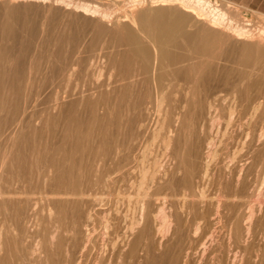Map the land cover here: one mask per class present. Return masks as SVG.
Wrapping results in <instances>:
<instances>
[{"label":"bare ground","instance_id":"1","mask_svg":"<svg viewBox=\"0 0 264 264\" xmlns=\"http://www.w3.org/2000/svg\"><path fill=\"white\" fill-rule=\"evenodd\" d=\"M128 2L130 3V8L127 10L129 12L127 13V11L123 10L125 14L122 15V21H128L129 24H121L119 26L118 21H121V18H115L116 21L114 23L117 27L112 32L114 34L111 35L113 42H111L112 44L110 45V53L108 57L106 51L103 53V55L110 60V66L112 68L104 79L99 80L100 76L102 77L104 74L102 73L103 69L101 72V69L98 68L100 66H98L95 70L92 68V72L90 71L91 74H89L91 78L89 79V83H87V81L86 83L85 81H83V83H77L76 81L75 87L70 88L69 81L78 71L77 66L80 65L79 54H81V52L79 49H83L84 46L81 47L79 45L81 48L77 47L76 51L71 54L70 52L66 54V51L64 52L62 48L61 51H63V53L59 52L58 56H54L57 55L55 53L58 52L56 51L58 49L53 51H56L55 53L49 51L53 53L50 55L47 53V50L45 53H47L48 56L51 57V55H53L56 57V60H54V58L53 60L51 59V61H53L52 63L49 61L50 57L47 56L49 58L47 62L49 61V63L52 64L50 65L52 67L51 72L49 74L45 72L47 75L45 74L43 76L47 77H42V80L39 81L34 96H31L32 98H30V93H28L30 99L27 97L28 99L25 100L21 108L20 105L16 103V99L14 101L16 104L14 106V111L20 109L19 122L21 127L31 128L34 131L31 118L35 117L37 120L36 117L40 116V114L35 113L34 109L38 104H40V106L43 104L39 103V100L41 99V95L47 93L45 98H43L45 100V107L42 111L47 113V118L49 119L52 117L50 113L53 110L63 109L65 125H62L63 127L61 126L62 131L61 134L59 133L60 139L58 138L60 142L54 143L52 149L46 150V145L44 148H30L33 149L32 151L35 150L36 152L34 166L37 168L38 179L31 177V169L27 170V153L21 151V153H14L13 157L17 164V172L24 175L26 174V176L29 172V177L28 180L26 177V182L28 186L27 191L30 190L31 192L29 191V194H25L24 201L18 198L21 191L18 192L17 189V191L13 192V190H10L9 185L5 187L0 185V205H2L4 209L10 211V215L8 216L15 221V226L18 225L17 228L20 232L19 235L15 234L6 237L4 235V239L0 237V249L6 247V254H8V256L0 255V264H13V260H9L10 255L11 257L13 255L17 257L19 260L17 262H20L19 264H28L31 261V257L36 254L38 258L40 257V264H188L189 261H191L190 256L192 254L189 256L190 260L188 259V263L184 257L188 256L187 254L190 252L188 250L194 245L197 250H200L202 256H206V264H264V73H261V71L264 72V28L261 29L260 26V30L257 29L258 32L255 33L251 28L247 27L248 25L243 24L245 22L242 23L240 19L237 18L238 16L228 14L227 7L231 6L229 1L225 4L219 3V0H128ZM88 3L78 2L75 7H78L83 14L98 17L100 21L107 22L111 20L109 11H105L106 8H104L105 10H100L97 8V4L93 6L90 4V6ZM98 6L100 5L98 4ZM118 8L117 6V9ZM32 9L34 8L32 7ZM14 10H16V8H10L7 9L5 13L8 14L10 11L12 14L11 11ZM71 12L72 11H70V14H73ZM11 14L0 24V102L3 98L1 96L2 89L5 88L8 83L11 84L12 82L11 85L18 91L20 87H18V84L24 77V68L20 66L22 64L20 61L23 59L21 57L22 54L20 56V52L18 51L19 59H21L20 61L16 59V62L15 58H17V55L14 58L11 54V47L4 44V42L7 41L6 39L10 40V37H12L11 34L14 35V37L16 36L9 23ZM260 16L262 17V15ZM94 19L95 18H93V20ZM242 21L244 20L242 19ZM101 33V30L97 32L96 37ZM116 33L120 34V37L119 35L116 36ZM62 38L64 39L65 37ZM4 39L5 41L2 43ZM14 39L16 40V38ZM58 41H62V39H57L58 47L56 48H59L61 45L58 44L60 43ZM247 41L250 43H247ZM89 42L92 43L91 41ZM105 42L103 41V44L100 46V51L105 49ZM81 44L83 45V43ZM116 44L124 46L122 51L119 50L120 52L116 53L118 57L111 55ZM86 46L90 45L86 44ZM68 47L69 46H67V48ZM110 47L108 48L110 49ZM40 52L43 56L38 54L37 58L39 56H46L45 53L43 54L44 49L43 52L42 49ZM104 61L106 62V60ZM90 62L92 63V60H90ZM96 62L93 64L95 67ZM91 63L88 64L91 65ZM90 65L85 67L87 68L85 75L82 74L84 78L88 77L87 74L89 72V67H91ZM103 68H105L104 64ZM81 69L82 67L80 70ZM37 71L38 68L36 73ZM56 78H59L61 81L65 80V83L62 86H60V83L54 84V79ZM111 86H113V88L109 90ZM20 88H22V86ZM31 88L33 87H30L29 91ZM97 91L99 92V96L94 97L93 94ZM4 92L5 91H3V94ZM75 94L80 95V99L68 101L69 103L65 105L61 103L63 99L65 102V98L67 99L69 96ZM72 99H74V97H72ZM99 103H102L104 106L103 114H98L96 112V106ZM98 107L100 108V105ZM80 108L85 109L88 113L86 118L80 115ZM0 111L2 110L0 109ZM87 113L84 112L86 115ZM62 114L63 112H61V116ZM224 114L227 117V119L224 118L226 127L233 124L232 121L236 117L244 119V121H242L246 126L245 136L246 139L249 140L250 146L248 149H246V146H242L247 150L244 149L246 155L242 154L243 157H241L243 159L245 158V162L243 161L245 165H241L240 162V165H237L238 170H235L237 167L232 169L228 165V173L226 172L227 176L224 177L222 174L221 176L217 175V177H220V180H216L218 181V183L216 182V190H213L215 192H212L214 194H210L212 197L209 198L207 195V191H209L207 190V188L209 189L207 186H209V184L204 188L207 190L205 192L202 188L204 185L201 186V184V188L196 185L199 183L197 181H199L200 178H197L198 180L195 181V186L192 183L196 168L199 167L195 168L198 137L195 135L197 131L194 133V124L196 127V123H199L202 127L205 118L211 116L210 126H212L215 125L216 122L218 123V120ZM124 115L127 116L125 122H123ZM55 118H57V116ZM12 119H14L13 116ZM209 119L208 124L210 123ZM47 123H49V121H47ZM3 125L4 124L0 122V135L2 134L1 128ZM122 125H126L128 129L120 130L122 129ZM216 126L217 124L215 127ZM220 126H222V124ZM238 127H236L237 131ZM22 128L19 131L21 138L23 137L27 140L26 134L22 136ZM163 128H165L166 134H163L164 136L160 140L162 146L164 145L166 148L165 150L168 151L167 148L171 142L175 143V145L172 146L173 149L171 152H167L173 162L174 160L176 161L175 169L173 171L171 170L169 174L167 170L163 173L160 171L162 174H157L160 170L159 168L162 166L163 169L165 165H161L163 161L159 163V159L161 156V158H163L164 153L159 155V158L155 156L157 155L155 153V158H153V160L149 159L150 156L149 158L147 157L146 159L149 160V163L151 161V163L148 165L145 160L143 162L148 166H145L142 160H140L142 164L140 169L139 167L137 168L140 171V176H138L139 180L137 182L135 180L136 184L132 183L130 186L133 189L135 188L136 191V195L132 194L134 195L132 198L135 197L134 200L130 199L128 195L129 205L132 206L131 209L133 210H130L131 215L129 219L127 218V220L123 213L122 215L124 217L120 218L117 211L114 216H112V214L108 215L110 214L109 211L107 212L109 208L106 212L105 210L102 212L99 229H97L93 224L91 212L94 206L96 210V205L102 203L103 197L98 195V192V194L95 193L100 197L94 198L90 204L87 199L89 190L91 187L95 188V186L100 184V187L103 189L105 187L108 188L107 185L110 182L113 184V182L127 179L126 176L131 172L129 169H126L131 161L129 157L132 153L131 149H133L131 140L137 137L136 135H139L138 133H144L145 135V133L149 132L148 130L151 129L150 138L144 142L146 143L145 145L151 146L157 141L156 139L160 136ZM203 129L202 127V130ZM217 130L218 129L215 131ZM209 131L210 130L207 132ZM227 131L230 132L228 129ZM171 132L172 134L175 132L173 136L172 134L170 135ZM12 133L11 131V136ZM225 133L222 134L225 135ZM214 135L213 133L210 137L216 139ZM194 136L195 138L192 140ZM238 137L239 135L236 134V139H238ZM0 138L3 140L10 139L8 134L1 135ZM219 139L221 140L223 138ZM224 141L226 142L225 139ZM242 141L243 140H241V142ZM215 142L213 144L217 145ZM220 142L221 144L219 145L223 148L222 140ZM34 143L36 142L34 141ZM205 143L206 142L203 144ZM212 146L213 145H211V147ZM217 147L215 148L217 149ZM234 147L235 145L233 148ZM162 148L163 147H160V149ZM153 150L151 153H154ZM232 150L234 151V149ZM149 151L148 153H146L147 151H141L142 157L145 153L150 154ZM219 151H217V153ZM237 151L239 154L236 155H240L241 152H239V150H236V152ZM161 152L159 154H161ZM202 152L204 151L202 150ZM167 153H165V155H167ZM217 153L210 155L209 152H207L206 157L208 158L211 156L213 163V159L216 157L213 158L212 155L218 156ZM235 153H229L228 155H230V157L227 155L230 158H228L229 161L234 160L233 158L236 156ZM140 156L141 155H139V158L141 159ZM205 159L203 158V162L207 164L208 161ZM224 159L225 158L222 160L223 163L225 162ZM237 159L235 160L238 161ZM220 160L221 159L218 161ZM14 161L12 158L11 165L8 164L7 167L15 165V163H12ZM4 162L5 160L0 165V173L2 169L6 168L7 161L5 164ZM206 164L205 167L207 168ZM234 164H236V162L232 163V165ZM232 165L230 163V166ZM133 166L135 171L136 165ZM170 166L171 165H169V167ZM13 167L14 166H12V168ZM206 168L204 169L203 167L204 170H206ZM175 171L181 172V178L179 180V187H181V190L178 194L175 193L178 191L177 187H173V182L176 181L173 179V173ZM198 171L195 174H197ZM202 173L204 174V171ZM167 174L169 176L166 177L165 180L164 177ZM216 174H219V171ZM177 175H179V172ZM157 176L159 179L156 182L155 179ZM130 179L131 178L128 179V182ZM195 179L196 178H194V180ZM208 179L207 177L206 180ZM13 180L16 181V179ZM1 182L3 183L4 181ZM132 182H134V180H132ZM214 186H216V184H214ZM123 188H125V184ZM165 188L167 190L170 188L172 189L171 191L173 193H171V195L174 196L169 195L173 199L176 195L178 198L179 196L182 197L181 206L177 200L179 204L178 207L181 208V210L179 208L181 211L180 214H178L177 210H175V213L172 212L174 210H171L173 216L169 215V212V214L165 212L163 205L168 195L167 192H163ZM173 188H175V192ZM133 189L132 191H134ZM213 189L215 188L213 187ZM23 192L24 191H22V193ZM113 192L114 191H112V193ZM159 194H163L161 197L164 199L160 204L158 202V199L161 198H159ZM85 197L86 202L84 201ZM170 197H168V199ZM188 198H194V201L191 199L190 202H188ZM175 199H177V197H175ZM22 201H24V207L20 204ZM84 204L86 206V211L84 215H80L81 208ZM38 205H40L39 212L35 210L36 207L38 209ZM85 206L83 208H85ZM166 207L168 206H166L165 203V209ZM4 209L3 213H6ZM27 209L31 211L28 216H26ZM45 210L47 211V218L41 216ZM255 213H261L259 214L260 217L255 218ZM170 216L173 217L174 221L170 219ZM9 217L8 219H10ZM4 220L2 222H4ZM121 221L123 223H121ZM180 222L183 227L189 222L193 226V230H187V232L183 230L181 233L183 228H180ZM10 223L11 228H13V222ZM49 224L53 225L51 232L48 230ZM171 224L172 228H170ZM35 226V243H31L30 241L32 245H28L25 242L26 238H28L27 236H29L30 239L34 237L27 233V229L29 227L33 229ZM169 228L173 230V233ZM13 229L14 233H18V230L15 228ZM166 233H172V237L168 238L170 240L173 239V242H170L169 239L167 243L166 241L164 243L162 242ZM261 241H263V243H261ZM192 244L193 246H191ZM182 251L184 252V257L180 259ZM192 251L195 253L194 250ZM201 254L197 259L201 257ZM36 259L37 258L34 260ZM37 262L35 263L37 264ZM32 263L34 264V262H31V264Z\"/></svg>","mask_w":264,"mask_h":264},{"label":"rangeland","instance_id":"2","mask_svg":"<svg viewBox=\"0 0 264 264\" xmlns=\"http://www.w3.org/2000/svg\"><path fill=\"white\" fill-rule=\"evenodd\" d=\"M22 1V2H21ZM71 1H73V2H71ZM90 1V2H89ZM227 1H229V0H219V3H221V4H225ZM49 2V3H48ZM64 2V3H63ZM88 3L89 5L91 4L92 6L93 5H96L97 4V8H99L100 10H105L104 8H106V10L105 11H109V17H110V19L112 20H110V21H100V19L98 18V17H92L91 15H89V14H83L82 13V11L81 10H79V8L78 7H75V5H76V3ZM93 2V3H92ZM96 2V3H95ZM117 2V3H116ZM127 2V3H126ZM230 2V4H231V6H229V7H227L228 9H227V11H228V14H231V15H234V16H238L237 18L238 19H240V21L243 23V22H245V23H243V24H245V25H248L247 27H249V28H251L252 30H253V32H258V30H260V26H261V29L262 28H264V12H260V11H258V10H255V9H252V8H249V7H246V6H242V5H239V4H236V3H234V2H231V1H229ZM35 3V4H34ZM66 3H68V4H66ZM73 3H74V5H73ZM114 3V4H113ZM50 4V5H49ZM58 4V5H57ZM64 4H65V6H64ZM98 4L100 5V6H98ZM117 4V5H116ZM126 4V5H125ZM130 3L128 2V0H67V1H65V0H61V1H59V0H18V1H16V0H0V24H2L4 21H5V19L6 18H8L7 16L8 15H10L11 13H10V11H9V13L8 14H6L5 12L7 11V9H10V8H16V10H14V11H11L12 12V14H11V18H9V20H10V25L12 26V29H13V31H14V33H15V35L17 36H15L14 37V35H12L11 34V36L12 37H10V40H8V39H6L7 41H5V39L2 41V43L4 42V44L5 45H9L11 48H12V46H13V48L11 49L10 48V50H11V54H12V56L15 58L16 57V55H17V58H15V60L16 59H19V54H18V51L20 52V56H21V54H22V58L23 59H21V61H20V59L18 60V61H20L22 64L20 65V63H19V65L20 66H22V68H24V77L22 78V80H20V82H19V84H18V87L20 86H22V88H20L19 87V90L17 91V90H15L14 88H13V85H11L12 84V82H11V84H9L8 83V85L7 86H5V88H3L2 89V92H1V96L3 97L2 99H1V102H0V109L2 110V111H0V118L2 119H0V122H2L4 125H3V127L1 128V131H2V134L1 135H4V134H8L9 135V137H10V139L9 140H3L2 138H0V165H1V163L5 160V162L7 161V164H6V168H4V169H2V171H1V173H0V182L1 181H4L2 184L0 183V185L1 186H8L9 185V188H10V190H13V192L14 191H17V189H18V192H20L21 191V194L18 196V198H20V199H22V200H24L25 201V194L26 193H30L31 191L30 190H28L27 191V182H26V177H27V180H28V177H29V172H28V174H27V176H26V174L24 175V174H20L19 172H17V164H16V161H14V153H17V152H19V153H21V152H26L27 153V167H28V169L27 170H30V171H32L31 172V177H33L34 179H36L37 178V168L34 166V162H35V157H36V152H35V150L34 151H32L33 149H30V148H33V147H38V148H44V147H46V150H50V149H52V145L55 143L56 144V142L58 143V142H60V134H61V131H62V127L65 125V118H64V111H63V109H61V110H59V109H55V110H53L50 114L52 115V117L51 116H49V117H51V118H47V113H45L44 111H42V110H44V107H45V100L43 99V98H45V96L47 95V93H44L43 95H41V99L39 100V103H43L41 106H40V104H38L37 105V107H35V109H34V111H35V113L36 114H40V116H37L36 118H37V120L35 119V117H32L31 118V121H32V125H33V129H34V131L31 129V128H22L21 127V125H20V122H19V119H20V109L19 110H17V111H14V106L16 105L15 103H14V101H15V99H16V103L18 104V105H20V108H21V106L23 105V103L25 102V100H27L28 98H29V96H28V93H30L29 95H30V98H32L31 96H34V94H35V90L37 89V85H38V83H39V81L40 80H42V77H44L43 75H45L47 72V74H49L50 72H51V70H52V67L50 66V65H52V64H50L49 63V61L50 62H52L53 63V61H51V59L53 60V58H54V60H56L55 58L56 57H54V56H58V53L59 52H61V53H63V51H61V49L63 48V50H64V52L66 53V54H69V52H70V54L71 53H74V51H76V49H77V47L78 48H81L82 46H84V48L82 49H79L80 50V52H81V54H79V56L81 57H79V60H80V62H79V64L80 65H78L77 66V72L73 75V77H71V80L68 82L69 83V87L70 88H73V87H75V84H76V81H77V83L78 82H81V83H83V81H85V83H86V81H87V83H89V79L91 78L90 77V71L92 72V68L95 70L98 66H100V67H98V68H100L101 69V72H102V69H103V74H104V76L102 75V77L100 76V79L99 80H102V79H104L105 77H106V75L109 73V71L112 69L111 68V64H110V60L109 59H107V57H108V55H109V53H110V50H111V47H110V45L112 44L111 42H113V38L111 37V35H113L114 33H112L113 31H114V29L117 27L116 26V24L114 23L115 21H116V19L115 18H117V19H120L121 21H122V19H123V17H122V15L123 14H125V11H127V10H129V8H130V5H129ZM57 5V6H56ZM68 5V6H67ZM90 5V6H91ZM114 5V6H113ZM116 5V6H115ZM123 5H125V6H123ZM67 6V7H66ZM109 6V7H108ZM117 6L119 7L118 9H117ZM121 6V7H120ZM241 6V7H240ZM32 7L35 9V11H34V9H32ZM108 7V8H107ZM115 7V8H114ZM75 8V9H74ZM110 8H114V9H110ZM77 9V10H76ZM109 9V10H108ZM116 9V10H115ZM20 10V11H19ZM27 10H28V12H27ZM67 10V11H66ZM114 10V11H113ZM123 10H125V11H123ZM70 11H72L71 13H73V14H70ZM81 11V12H80ZM112 11V12H111ZM117 11V12H116ZM79 12H80V14H79ZM123 12V13H122ZM129 11H127V13H128ZM236 12V13H235ZM28 13V14H27ZM66 13V14H65ZM111 13V14H110ZM33 14V15H32ZM65 14V15H64ZM82 14V15H81ZM238 14V15H237ZM240 14V15H239ZM259 14V15H258ZM28 15V16H27ZM32 15V16H31ZM49 15V16H48ZM62 15V16H61ZM65 17H64V16ZM69 15H71V16H69ZM80 15V16H79ZM117 15V16H116ZM258 15V16H257ZM260 15H262V17L260 16ZM112 16V17H111ZM121 16V17H120ZM29 17V18H28ZM30 17H32V18H30ZM36 17V18H35ZM70 18V19H69ZM86 18V19H85ZM93 18H95L94 20H93ZM17 19V20H16ZM38 19V20H37ZM69 19V20H68ZM113 19H115V20H113ZM242 19L244 20V21H242ZM80 20V21H79ZM37 21H38V23H37ZM68 21V22H67ZM118 21L119 23H118V25L120 26L121 24H129V22L128 21ZM249 21V22H248ZM30 22V23H29ZM50 22V23H49ZM98 22V23H97ZM111 22V23H110ZM259 22V23H258ZM47 23V24H46ZM49 23V24H48ZM67 23V24H66ZM97 23V24H96ZM247 23V24H246ZM257 23V24H256ZM19 24V25H18ZM34 24V25H33ZM28 25V26H27ZM49 25V26H48ZM78 25V26H77ZM108 25V26H107ZM256 25V26H255ZM263 25V26H262ZM254 26H255V28H254ZM31 27H32V29H31ZM89 27H90V29H89ZM257 27V28H256ZM259 27V28H258ZM88 28V29H87ZM132 28V27H131ZM43 29V30H42ZM133 29V28H132ZM258 29V30H257ZM18 30V31H17ZM100 30L102 31V33L100 34V35H98V37H96V35H97V32H100ZM133 30H135V29H133ZM257 30V31H256ZM33 31V32H32ZM44 31V32H43ZM27 32V33H26ZM32 32V33H31ZM117 34V33H116ZM28 35V36H27ZM119 35V37H120V34H117L116 36H118ZM25 36V37H24ZM31 36V37H30ZM65 37L64 39L62 38V37ZM26 37H27V39H26ZM11 38H13V39H11ZM14 38H16V40L14 39ZM23 38V39H22ZM42 38V39H41ZM18 39H19V41H18ZM34 39V40H33ZM57 39L58 40H61L62 39V41H58V42H60V43H58L59 45H60V47L59 48H56V47H58L57 46ZM13 40V41H12ZM24 40V41H23ZM31 40H33V41H31ZM39 41V42H38ZM44 43H43V42ZM56 41V42H55ZM89 41H91L92 43H90ZM103 41L105 42L104 43V47H105V49H103V50H101L100 51V46L103 44ZM31 42V43H30ZM54 42H55V45H54ZM110 42V43H109ZM17 43V44H16ZM40 43H41V45H40ZM81 43H83V45L81 44ZM85 43V44H84ZM247 43H250L249 41H247ZM44 44V45H43ZM72 44V45H71ZM86 44H88V45H90V46H86ZM17 45V46H16ZM81 47H80V46ZM17 48H16V47ZM67 46H69L68 48H67ZM26 47V48H25ZM108 47H110V49L108 48ZM16 48V49H15ZM68 50H67V49ZM73 48V49H72ZM42 49V52H43V49H44V52H43V54L45 53V51H47V53H49V55L50 54H53V53H55L56 51H58V52H56L55 54H57V55H51V57L50 56H48V54L47 53H45L46 54V60H45V57H40V56H43L42 54H41V52H40V50ZM53 49V50H52ZM56 49H58V50H56ZM99 49V50H98ZM109 49V50H108ZM124 49V46H121V45H118V44H116V46H115V48H114V51H113V53L111 54V55H113V56H117L118 57V55L116 54L117 52H120V51H122ZM39 50V51H38ZM54 50H56L55 52H53ZM83 50V51H82ZM120 50V51H119ZM16 51H17V53H16ZM49 51H51V52H53V53H50ZM100 51V52H99ZM106 51V55H107V57L106 56H104L103 55V53ZM23 52V53H22ZM79 52V53H80ZM99 52V53H98ZM34 53H35V55H34ZM84 53V54H83ZM38 54L40 55L38 58H37V56H38ZM15 55V56H14ZM50 57V60H49V58L48 57ZM91 59H90V58ZM95 57V58H94ZM104 57V58H103ZM26 58V59H25ZM31 58V59H30ZM34 58V59H33ZM84 58H85V60H84ZM99 58V59H98ZM42 59H44V60H42ZM47 59L49 60L48 62H47ZM40 60V61H39ZM90 60H92V63L90 62ZM104 60H106V62L104 61ZM83 61V62H82ZM96 61H98V62H96ZM16 62H17V60H16ZM55 62V61H54ZM94 62H96L95 63V65H96V67L93 65L94 64ZM102 62V63H101ZM104 62V63H103ZM48 63V64H47ZM88 63H91V65L90 64H88ZM56 64V63H55ZM99 64V65H98ZM102 64V65H101ZM103 64L105 65V68H106V70H105V68H103ZM37 65V66H36ZM54 65V64H53ZM82 65V66H81ZM88 65H90L91 67H89V72H88V77H86V78H84V76L83 75H85V71H86V69L87 68H85V67H88ZM80 66V67H79ZM43 67V68H42ZM82 67V69L80 70V68ZM28 68H30V69H28ZM36 68V69H35ZM37 68H38V71H37V73H36V70H37ZM49 68V69H48ZM26 69H27V71H26ZM47 69H48V71H47ZM108 69V70H107ZM46 70V71H45ZM50 70V71H49ZM87 70V71H88ZM113 71H115V70H113ZM46 72V73H45ZM90 73V74H89ZM261 73H264L263 71H261ZM32 74V75H31ZM46 74V75H47ZM83 74V75H82ZM36 75H37V77H36ZM79 75V76H78ZM29 76H30V78H29ZM45 77H47V76H45ZM44 77V78H45ZM29 79V80H28ZM76 79H78V80H76ZM83 79H85V80H83ZM27 80H28V82H27ZM34 81V82H33ZM26 82V83H25ZM22 83V84H21ZM60 83V86H62L64 83H65V80H60L59 78H56V79H54V84H59ZM33 84V85H32ZM25 85V86H24ZM32 85V86H31ZM30 87H33V88H31V90L30 91H32V92H30L29 91V88ZM113 88V86H111L110 88H109V90L110 89H112ZM21 89V90H20ZM33 89V90H32ZM3 91H5L4 92V94H3ZM14 91V92H13ZM15 91H17V92H15ZM23 93V94H22ZM17 94V95H16ZM94 97H97V96H99V92L97 91V92H95L94 94ZM28 97V98H27ZM72 97H74V99H72ZM29 98V99H30ZM78 99H80V95H77V94H75V95H71V96H69L67 99L65 98V102H64V99L62 100V104L63 105H65V104H68L70 101H72V100H78ZM69 101V102H68ZM3 103V104H2ZM12 103V104H11ZM11 104V105H10ZM102 103H99L97 106H96V112L98 113V114H103V111H104V109H103V104L101 105ZM100 105V108L98 107ZM11 106V107H10ZM39 106H40V108H39ZM100 109H98V108ZM59 111V112H58ZM79 111H80V115L82 116V117H87L88 116V113L86 112V110L85 109H83V108H80L79 109ZM82 111V112H81ZM61 112H63V114H62V116H61ZM84 112L85 113H87V115L86 114H84ZM13 113V114H12ZM7 115H8V118H7ZM42 115H43V117H42ZM85 115V116H84ZM12 116L14 117V119H12ZM18 116V117H17ZM57 116V118H55ZM6 117V118H5ZM40 117H42V118H40ZM60 117H61V119H60ZM210 118V119H209ZM224 118H226L227 119V117L225 116V114L224 115H222V117L218 120L219 122L217 123H215V125L217 124V126L215 127V125H212V126H210V124H211V116H209V117H207V118H205V120H204V125L202 126L204 129L202 130V127L200 126V124L199 123H196V127H195V124H194V128H195V131H194V133L197 131V134L195 133V135L198 137V143H197V145H196V155H195V168L196 167H198V168H196V171H195V173L198 171V170H200V171H198V173L197 174H195L194 173V175H195V177L194 178H196L195 180H194V178H193V180H192V183H193V185L195 186V181H197L199 178V181H197V182H199V183H197L196 185H198L199 186V188H201V186H203L202 188L204 189V188H206V186L209 184V186H207V187H209V189L207 188V190H209V191H207L206 189H204L205 190V192L207 191V195H208V197L210 198V197H212L211 195H213L214 193H212V192H215V191H213V190H216V187H217V183H218V181L220 180V177H217V175H220L221 176V174H222V176H227L226 175V172L228 173V165H229V167H231L232 169H235V167H237L235 170H238V166L240 165V162H241V165H243L244 163H243V161L245 162V158L243 159V158H241V157H243V155H246V149H248V147L250 146L249 144V140H247L246 139V136H245V133H246V126L244 125V123H243V121H244V119H242V118H238V117H236V118H234L233 119V124H230L231 125V127H230V125L228 126V127H226V125H225V122H224ZM7 119V120H6ZM36 121H35V120ZM48 119V120H47ZM60 119V120H59ZM126 119H127V116H123V122H125L126 121ZM160 119H162V118H160ZM208 119H209V121H210V123L208 124ZM225 119V120H226ZM236 119V120H235ZM237 119H238V121H239V119H240V121L238 122L237 121ZM5 120H6V122H5ZM34 120V121H33ZM58 120V121H57ZM243 120V121H242ZM47 121H49V123H47ZM63 121H64V123H63ZM222 121V122H221ZM236 122V124H235V122ZM242 121V122H241ZM12 122H13V124H12ZM36 122V123H35ZM46 122V123H45ZM54 123H55V125H54ZM60 123V124H59ZM238 123V124H237ZM240 123H243V124H240ZM222 124V126H220ZM223 124H224V126H223ZM63 125V126H62ZM62 126V127H61ZM126 125H122L121 127H122V129H120V130H126V129H128L127 128V126L125 127ZM208 126H209V128H208ZM219 126V127H218ZM242 129H240L239 127ZM11 127V128H10ZM35 127H37V128H35ZM48 127H49V129H48ZM212 127V128H211ZM222 127H223V129H222ZM236 127H238V131L236 130L237 128ZM20 128V129H19ZM21 128H22V131L21 132H23V135L22 136H24L25 134L27 135V140H25L23 137V139L21 138V134H20V130H21ZM225 128V129H224ZM19 129V130H18ZM57 131H56V130ZM165 128H163V130L161 131V133H160V136L156 139L157 141H158V139H159V141L157 142L156 140V142L155 143H153V145H145L146 143H144V142H146V140H148V138H150V136H151V133H150V131H151V129L150 130H148L149 132H146L145 133V135H144V133H138L139 135H136L137 137H134L132 140H131V143L133 144V149H131V151H132V153H131V155L129 156L130 157V159H131V161L129 162V166L127 165V167H126V169H129L131 172L129 173V175H130V177H129V175L128 176H126V178L127 179H125L124 181H117V182H113V184L110 182V183H108V188H102V187H100V185H97V186H95V188L93 187H91V189L89 190V193H88V200H89V202H90V204L92 203V201H93V199L94 198H96V197H100V196H98V195H101V197H103L102 198V203H100L99 205H96V210L94 209L95 208V206L93 207V209H92V212H91V214H92V221H93V224H94V226L95 227H97V229H99V225H100V216H101V214H102V212H104V210H105V212H106V210L107 209H109V210H107V212L109 211V213L110 214H108V215H111L112 214V216H114V214H115V212L117 211V214H118V216H120V218H122V217H124L123 215H125L126 216V219L128 218L129 219V217H130V215H131V212H130V210L131 211H133L132 209H131V205H129V196H130V199H132V200H134V198H132L134 195H136V191H135V188L133 189L132 187H130L131 186V184L132 183H134V184H136V182L139 180V177L138 176H140V171H139V169H140V166H141V164L142 163H144L143 161L145 160V162L146 163H148V165L151 163V161H150V163H149V160L148 159H146L147 157L149 158V156H150V160H153V158H155L154 157V155H155V153L157 154V155H155L157 158H159L160 156L159 155H162V153H164L163 155V158H161L160 157V159H159V163L161 162V161H163V162H161V165H164V167H163V169H162V166L159 168L160 170L157 172V174L159 173V174H162L163 172H166V170H167V173L169 174V172L172 170H174L175 169V164H176V161L174 160V162H173V160H172V158L170 157V156H168V153L169 152H171V150L173 149L172 148V146L173 145H175V143H173V142H171L170 143V145L168 146V151L167 150H165L166 148L164 147V145L162 146V142H161V138L166 134V132H165V130H164ZM198 129V130H197ZM199 129H201V130H199ZM216 129H218L217 131H215ZM227 129L230 131V132H228L227 131ZM239 129H240V131H239ZM17 130H18V132H17ZM118 130H119V128H118ZM208 130H212L211 132L209 131V132H207ZM220 130H222V131H220ZM225 130H226V133H228V134H226L225 133ZM236 130V131H235ZM13 132L12 133V136L10 135V132ZM214 131V132H213ZM243 133H242V132ZM17 132V133H16ZM55 132V133H54ZM202 132V133H201ZM236 132V133H235ZM238 132V133H237ZM48 133V134H47ZM60 133V134H59ZM174 133L175 132H173V134H172V132L170 133V135L172 134V136L174 135ZM187 133V132H186ZM201 133V134H200ZM213 133L215 134L214 135V137L216 138V139H214L213 137H210V135H213ZM217 133V134H216ZM225 133V135H226V137H225V135H223V134ZM233 133H234V135H233ZM240 133H241V135H240ZM20 134V135H19ZM35 134V135H34ZM164 134V135H163ZM185 134V133H184ZM222 134V135H221ZM236 134L237 135H239V137H238V139H236ZM244 135V139H245V141H244V139H243V135ZM1 135H0V137H1ZM140 135H141V137H140ZM200 135H201V137H200ZM35 137V138H34ZM140 137V138H139ZM231 137V138H230ZM233 137H235V138H233ZM59 138V139H58ZM194 138H195V136L194 137H192V140H194ZM212 138V139H211ZM219 138H223V139H221L222 140V147L223 148H221V145H219V144H221V140L219 139ZM227 138V139H226ZM230 138V139H229ZM33 139H34V141L36 142V143H34V141H33ZM59 140V141H57V140ZM137 139V140H136ZM143 139V140H142ZM213 139H214V141H213ZM217 139H219V140H217ZM224 139L226 140V142L224 141ZM240 139V140H239ZM212 141V144H211V141ZM215 140H216V142H215ZM235 140V141H234ZM238 140H239V142H238ZM241 140H243L242 142H241ZM28 141V142H27ZM203 141V142H202ZM218 141H219V143H218ZM248 143H247V142ZM135 142V143H134ZM142 142H143V146H142ZM204 142H206L205 144H207V145H205V144H203ZM209 142H210V144H209ZM216 143L217 145H218V147H217V145H215V144H213V143ZM233 142V143H232ZM247 144H246V143ZM201 143H202V145H201ZM226 145H225V144ZM230 143V144H229ZM238 145H237V144ZM240 143H242V144H240ZM223 144H224V146H223ZM230 146H229V145ZM244 144H246V145H244ZM46 145V146H45ZM136 145V146H135ZM159 145V146H158ZM201 145V146H200ZM211 145H213L212 147H211ZM235 145V147L233 148V146ZM239 145H240V147H239ZM145 146V147H144ZM198 146V147H197ZM207 146V147H206ZM227 146H228V148H227ZM242 146H246V149H245V147H242ZM13 147V148H12ZM146 147H147V149H146ZM149 147H150V151H149ZM160 147H163L162 149H160ZM215 147H217V149L215 148ZM239 147V148H238ZM242 147V148H241ZM18 148H19V151H18ZM29 148V149H28ZM37 148V149H38ZM142 148H144V149H142ZM157 148H159V149H157ZM221 148V149H220ZM227 150H226V149ZM234 149V151L236 152V150H239V152H241L240 153V155H236V154H239L238 153V151L235 153L232 149ZM236 148V149H235ZM242 150H241V149ZM36 149V150H37ZM153 149H156V150H153ZM170 149V150H169ZM204 149H206V150H204ZM214 149H215V152H214ZM219 149H220V151H219ZM232 150V152H231V150ZM246 151H245V150ZM11 150H12V152H11ZM15 150V151H14ZM139 152H138V151ZM152 150H153V152L154 153H151L152 152ZM200 150V151H199ZM202 150L204 151V152H202ZM212 150H213V152H212ZM219 151L218 153H217V151ZM224 150V151H223ZM241 150V151H240ZM21 151V152H20ZM134 151V152H133ZM141 151H144V152H146V153H148V151L150 152V154H144V156L142 157V152ZM162 151V152H161ZM164 151V152H163ZM166 151V152H165ZM206 151V152H205ZM230 154H232V153H235V157L233 158L234 160L235 159H237V158H241V159H237L238 161H234V160H230L229 161V157H230V155H228L229 153ZM245 151V152H244ZM141 152V153H140ZM161 152V154H159ZM168 152V153H167ZM198 152H200V153H198ZM207 152H209V154L211 155V154H218V156L216 155V156H213L212 155V157L213 158H215V159H213V163H212V160H211V156L210 157H206V155H207ZM165 153H167V155H165ZM221 153H222V155H221ZM9 154V155H8ZM42 154V153H41ZM133 154H134V156H133ZM199 154V155H198ZM203 154V155H202ZM243 154V155H242ZM9 157H8V156ZM139 155H141L140 157H141V159L139 158ZM146 155V156H145ZM148 155V156H147ZM152 155V156H151ZM223 155H226V156H223ZM229 157H228V156ZM32 156V157H31ZM159 156V157H158ZM201 156V157H200ZM8 157V158H7ZM134 157V158H133ZM205 157H206V159H205ZM221 157V158H220ZM227 157V158H226ZM237 157V158H236ZM245 157V156H244ZM3 158V159H2ZM12 158H13V161L14 162H12V163H15V165H12V166H14L13 168H12V166H10V167H7V165L9 164V165H11V161H12ZM32 158V159H31ZM144 158V159H143ZM171 158V159H170ZM198 158H199V160H198ZM203 158L206 160V161H208V163L206 164V162L204 163L203 162ZM210 158V159H209ZM223 158H225L224 159V161L226 162H222V160H223ZM229 158V159H228ZM139 159V160H138ZM165 159V160H164ZM168 159V160H167ZM200 159H201V161H200ZM219 159H221L220 161H218ZM139 162H138V161ZM140 160H142V163H140ZM147 160H148V162H147ZM167 160V161H166ZM170 160H171V162H170ZM204 160V161H205ZM30 161H31V163H30ZM169 161V162H168ZM215 161H217V162H215ZM236 162V164H234V165H232V163H234V162ZM5 162H4V164H5ZM165 162V163H164ZM210 162V163H209ZM222 164H221V163ZM146 163H144V165L145 166H148V165H146ZM170 163V164H169ZM200 163V164H199ZM228 163V164H227ZM230 163H231V165L232 166H230ZM239 163V164H238ZM32 164V165H31ZM171 165L170 167H169V165ZM196 164H197V166H196ZM205 164H206V166H207V168L209 169H207L206 167H205ZM214 164V165H213ZM218 164V165H217ZM225 166H224V165ZM31 165V166H30ZM133 165H136L135 166V171H134V166ZM168 165V166H167ZM238 165V166H237ZM245 165V164H244ZM173 166V167H172ZM218 166V167H217ZM1 167V166H0ZM4 167H5V165H4ZM132 167H133V170H132ZM139 167V169H137ZM201 167V168H200ZM203 167H204V169L206 168V170H204L203 169ZM210 167V168H209ZM214 167V168H213ZM223 167V168H222ZM226 167V168H225ZM242 167V166H241ZM241 167H239V168H241ZM167 168V169H166ZM213 168V169H212ZM216 168V169H215ZM6 169V170H5ZM164 169H165V171H164ZM169 169V170H168ZM213 170V172H212V170ZM215 169V170H214ZM139 172H138V171ZM163 170V171H162ZM219 171V174H216L218 171ZM225 170V171H224ZM35 171V172H34ZM132 171H133V173H132ZM162 173H161V172ZM204 171V174L202 173V172ZM206 171V172H205ZM216 171V172H215ZM3 172V173H2ZM176 172V171H175ZM175 172L173 173V179L174 180H176L175 182H173L174 183V186L173 187H177V189H178V191H176L175 190V188H173L174 189V192L175 193H177L178 194V192H180V190H181V187H179V180H180V178H181V172L180 171H178L179 172V175H177L178 174V172H176V174H175ZM211 172V173H210ZM223 172V173H222ZM207 173V174H206ZM213 173H214V175H213ZM10 174H12V175H10ZM158 174V175H159ZM165 175V177H164V179L166 178V177H168L169 175ZM175 174V175H174ZM207 176H206V175ZM210 174H211V177H210ZM7 175V176H6ZM18 175V176H17ZM133 175V176H132ZM202 175V176H201ZM4 176V177H3ZM11 176H12V178H11ZM133 178H132V177ZM197 176V177H196ZM201 176V177H200ZM177 177V178H176ZM202 177H204V178H202ZM206 177V178H205ZM207 177L209 178L208 180H206L207 179ZM217 177V178H216ZM24 178V179H23ZM129 178H131L132 180H134V182H132V180L130 181L129 180V182H128V179ZM134 178H136V179H134ZM198 178V179H197ZM5 179V180H4ZM13 179H16V181L15 180H13ZM38 179V178H37ZM159 179V177L157 176V178L155 179L156 180V182H157V180ZM164 179H162V180H164ZM9 180V181H8ZM18 180V181H17ZM135 180H136V182H135ZM166 180V179H165ZM173 180V181H174ZM202 180H203V182H202ZM211 180V181H210ZM214 180H215V182H214ZM216 180H218V181H216ZM128 182V183H126V182ZM209 181V182H208ZM6 182H9V183H6ZM11 182H12V184H14V185H12L11 184ZM18 182V183H17ZM207 182V183H206ZM217 182V183H216ZM130 183V184H129ZM176 183V184H175ZM205 183H206V185H205ZM20 184V185H19ZM124 184H125V188H123V186H124ZM129 186H128V185ZM177 184H178V186H177ZM202 184V185H201ZM214 184H216V186H214ZM176 185V186H175ZM201 185V186H200ZM15 186H17V187H15V189H14V187ZM24 189H23V188ZM110 187V188H109ZM112 187V188H111ZM213 187L215 188V189H213ZM12 188V189H11ZM20 188V189H19ZM108 189V190H107ZM110 189V190H109ZM132 189L134 190V191H132ZM166 189V188H165ZM165 189H163V192H167L168 193V195H167V197L165 198V202H164V210H165V212H167V214H169V215H172L173 216V214H172V212L173 213H175V210H177V212H178V214H180L181 213V208L180 207H178L179 206V204H180V206H181V201H182V197L181 196H179V198H178V196L176 195L175 197H177V199H175V197H174V199L172 198V197H170V195H171V193H173L171 190V188L170 189H166V191H165ZM100 190V191H99ZM104 190V191H103ZM117 190V191H116ZM124 190V191H123ZM22 191H24L23 193H22ZM30 191V192H29ZM112 191H114L113 193H112ZM91 192V193H90ZM99 194H98V193ZM103 192V193H102ZM106 192V193H105ZM111 192V193H110ZM98 194V195H96V194ZM101 193V194H100ZM104 193H105V195H104ZM119 193V194H118ZM126 193V194H125ZM22 194H24V195H22ZM108 194V195H107ZM110 194V195H109ZM118 194V195H117ZM124 194V195H123ZM132 194H134V195H132ZM170 194V195H169ZM211 194V195H210ZM113 195V196H112ZM116 195V196H115ZM120 195V196H119ZM129 195V196H128ZM14 196V195H13ZM24 196V197H23ZM108 196H109V199H108ZM118 196V197H117ZM161 196H163V194L162 195H160L159 194V198L161 197ZM171 196H174V195H171ZM87 197V196H86ZM86 197H85V199H84V201L86 202ZM112 197H113V199H112ZM125 199H124V198ZM168 197H170L169 199H168ZM111 198V199H110ZM119 198V199H118ZM162 198V197H161ZM158 199V202H159V204L162 202V200H164L163 198L162 199ZM121 199V200H120ZM192 198H188L187 200H188V202H190V200H191ZM112 202H111V201ZM118 200V201H117ZM123 200V201H122ZM172 200H174V201H172ZM179 201V204H178V201ZM24 201H22V203H20L23 207L25 206V204L23 203ZM104 201V202H103ZM106 201H107V203H106ZM117 201V202H116ZM170 203H169V202ZM192 201H194V198L192 199ZM115 202V203H114ZM174 202H175V204H174ZM103 203H105V204H103ZM165 203H166V206H168V207H166V209H165ZM107 204V205H106ZM121 204V205H120ZM105 205V206H104ZM115 205V206H114ZM119 205V206H118ZM125 205V206H124ZM175 205H177V206H175ZM85 206V204L82 206V208H81V212H80V215H84V212L86 211V206H85V208H83ZM98 206V207H97ZM127 206V207H126ZM172 206V207H171ZM40 205H38V209H37V207H36V211L37 212H39V210H40ZM102 207V208H101ZM106 208V209H104V208ZM113 207V208H112ZM171 207V208H170ZM178 209H177V208ZM121 208V209H120ZM123 208V209H122ZM125 208V209H124ZM170 208V209H169ZM179 208H180V210H179ZM3 209H4V207L2 206V205H0V224H2V225H0V233H1V235H0V237H1V239H4L6 236H12V235H19L20 234V232H19V230H18V228H17V226H15V221L13 220V219H11V217H9L8 215H10L9 214V210H7V209H4V212H6V213H3ZM83 209H84V211H83ZM169 209V210H168ZM95 210V211H94ZM122 210V211H121ZM124 210V211H123ZM171 210H174V211H172L171 212ZM8 211V212H7ZM127 211V212H126ZM29 212H31L29 209H27L26 210V216H28V215H30V213ZM126 212V213H125ZM169 212V213H168ZM256 212H257V210H256ZM96 213V214H95ZM122 213H123V215H122ZM127 213H129V214H127ZM258 213V212H257ZM257 213H255L256 214V217L255 218H259L260 217V215L259 214H261V213H259V214H257ZM5 214V215H4ZM2 215V216H1ZM99 215V216H98ZM41 216H44L45 218H47L48 217V215H47V211L45 210V212H43V214L41 215ZM172 216H170V219H173V217ZM8 217L10 218V219H8ZM5 219V220H4ZM127 219V220H128ZM4 220V222H2ZM12 220V221H11ZM173 221H174V219H173ZM10 222H13L12 224H14V227H13V225H12V227L13 228H15L16 230H18V233H14V229L13 228H11V223ZM10 223V224H9ZM121 223H123L122 221H121ZM51 224H49V226H50ZM180 228L182 227L183 229L181 230V233H182V231L184 230V232L186 231L187 232V230L189 231H191V229L193 230V226L188 222V226L186 225L185 227H183V225L181 224V222H180ZM2 226V227H1ZM5 226V227H4ZM48 226V230L51 232L52 231V227H53V225H51L50 227ZM171 227L170 228H172V224L170 225ZM190 226H191V228H190ZM173 227H174V225H173ZM2 228V229H1ZM169 228V229H170ZM34 229V230H33ZM31 228V227H29L28 229H27V233L30 235V236H32V237H34V238H31L30 239V237L29 236H27L28 238H26V240L28 241H26L25 240V242H26V244H28V245H32L31 243H35V238H36V226H35V228ZM174 229V228H173ZM186 229V230H185ZM1 230H3V231H1ZM15 230V231H16ZM30 230H32V231H30ZM171 230V232L173 233V230L172 229H170ZM17 232V231H16ZM33 232H34V234H33ZM49 232V233H50ZM170 232V231H169ZM168 232V233H169ZM168 233H166V235H165V237L162 239L163 241V243L166 241V243L168 242V239L169 238H171L172 236V233H170V234H168ZM33 234V235H32ZM168 234V235H167ZM4 235H5V237H4ZM170 235V236H169ZM25 237V236H24ZM167 237V238H166ZM169 237V238H168ZM165 239V240H164ZM170 240V239H169ZM30 241H31V243H30ZM34 241V242H33ZM170 242H173V239H171L170 240ZM261 243H263V241H261ZM193 244H195V243H193ZM193 244L191 245V246H193ZM195 247V245L191 248V249H189L188 251H190V252H188V256H186V257H184V252L182 251L181 252V254H180V259H182V257H184L185 258V260H187V263H188V261L190 260V257H191V261H192V263H191V261H189V263L188 264H200L201 262L202 263H204V264H206L207 262L205 261L206 260V256H202V254H201V252H200V250L198 249L197 250V248L195 249L194 248ZM12 248H13V244H12ZM192 250H194L195 251V253L192 251ZM196 250H197V252H196ZM2 251V252H1ZM0 255H7L8 256V254H6L7 253V251H6V247H3V249H0ZM198 253V254H197ZM193 256H192V255ZM200 254H201V257H204V258H199V259H197L199 256H200ZM207 254V253H206ZM191 255V256H190ZM195 255V256H194ZM197 255V256H196ZM33 256H35V257H33ZM32 257H31V261L28 263V264H31V262H34V264H36L35 262H37V264H40V262H39V259H40V257L38 258V255L36 254V255H33ZM190 256V257H189ZM193 257H195V258H193ZM13 258V259H12ZM35 258H37L36 260H34ZM189 259V260H188ZM9 260H13L12 262H13V264H19L20 262H17V261H19L18 259H17V257H15L14 255L11 257V255L9 256ZM32 260H34V261H32ZM199 260V261H198ZM204 260V261H203ZM41 261V260H40ZM197 261H198V263H197ZM42 263V262H41ZM201 263V264H202ZM33 264V263H32ZM165 264V263H164Z\"/></svg>","mask_w":264,"mask_h":264},{"label":"crops","instance_id":"3","mask_svg":"<svg viewBox=\"0 0 264 264\" xmlns=\"http://www.w3.org/2000/svg\"><path fill=\"white\" fill-rule=\"evenodd\" d=\"M236 4L264 12V0H229Z\"/></svg>","mask_w":264,"mask_h":264}]
</instances>
